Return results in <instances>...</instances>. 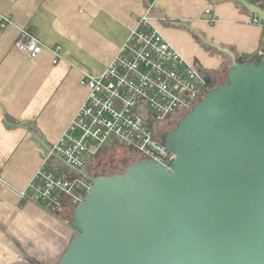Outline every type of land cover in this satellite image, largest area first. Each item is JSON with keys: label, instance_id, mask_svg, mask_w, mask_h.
<instances>
[{"label": "water", "instance_id": "1", "mask_svg": "<svg viewBox=\"0 0 264 264\" xmlns=\"http://www.w3.org/2000/svg\"><path fill=\"white\" fill-rule=\"evenodd\" d=\"M244 5L264 20V0ZM195 33L226 62L200 70L206 86L220 72L224 82L164 134L171 170L152 160L116 175L78 170L93 186L59 264H264V58L242 62Z\"/></svg>", "mask_w": 264, "mask_h": 264}, {"label": "crops", "instance_id": "2", "mask_svg": "<svg viewBox=\"0 0 264 264\" xmlns=\"http://www.w3.org/2000/svg\"><path fill=\"white\" fill-rule=\"evenodd\" d=\"M245 1L0 0V264H59L75 235L64 218L18 194L30 193L41 169L71 176L61 160L45 165L34 135L48 146L65 132L77 135L68 128L88 95L83 73L101 75L150 8L152 26L179 55L214 74L226 62L186 26L238 56L255 54L264 49V30L252 22L259 15ZM3 16L11 20L5 28ZM22 30L43 44L36 58L15 48ZM215 76L225 79L222 72Z\"/></svg>", "mask_w": 264, "mask_h": 264}, {"label": "built area", "instance_id": "3", "mask_svg": "<svg viewBox=\"0 0 264 264\" xmlns=\"http://www.w3.org/2000/svg\"><path fill=\"white\" fill-rule=\"evenodd\" d=\"M149 8L137 21L126 43L98 76L83 73L81 84L88 95L69 125L79 137L65 132L50 146L45 165L61 160L68 167L83 170L89 161L111 146L127 150L134 162L152 160L171 170L175 155L163 144L164 134L203 99L204 76L187 63L152 26ZM1 17V28L10 24ZM252 22L264 30V20ZM15 48L32 58L43 52V44L29 30H22ZM54 64L60 59L53 50ZM264 58V49L254 54ZM133 162V163H134ZM132 163V164H133ZM93 183L86 177L63 176L41 169L32 178L29 190L20 192L23 201L34 198L41 207L56 215L72 214L85 201Z\"/></svg>", "mask_w": 264, "mask_h": 264}, {"label": "rangeland", "instance_id": "4", "mask_svg": "<svg viewBox=\"0 0 264 264\" xmlns=\"http://www.w3.org/2000/svg\"><path fill=\"white\" fill-rule=\"evenodd\" d=\"M171 126H176L175 122H173ZM79 136L80 133L77 132L75 137L77 138ZM133 162L134 159L127 150L119 146H111L110 148H107L99 153V158H95L94 164L92 161H89L83 168V173H87L89 177L95 176L97 172L106 173V175L123 173L127 169L128 165L132 164ZM61 166L65 167V169L71 173L70 177H78L81 175L76 169L66 166L63 162L61 163ZM59 217L64 218V220L68 222L69 220L71 221V215L68 212H62V215Z\"/></svg>", "mask_w": 264, "mask_h": 264}, {"label": "trees", "instance_id": "5", "mask_svg": "<svg viewBox=\"0 0 264 264\" xmlns=\"http://www.w3.org/2000/svg\"><path fill=\"white\" fill-rule=\"evenodd\" d=\"M192 34H193V36L198 40L199 38H198V35L196 34V33H194V32H192ZM254 54H251V55H247V56H243L242 58H243V61L242 62H246V61H248L249 59H251V58H254ZM99 158V155L96 157V159H98ZM53 161V160H52ZM131 165V164H130ZM129 166V165H128ZM79 172V171H78ZM118 174H120V173H118ZM111 175H116V174H111ZM62 212H64V211H62ZM62 212H59V213H57L56 215L57 216H61L62 215ZM71 215V214H70ZM66 216H68V215H66ZM72 216V215H71ZM71 218V217H70ZM67 220H69V219H67ZM69 223H70V220H69Z\"/></svg>", "mask_w": 264, "mask_h": 264}, {"label": "flooded vegetation", "instance_id": "6", "mask_svg": "<svg viewBox=\"0 0 264 264\" xmlns=\"http://www.w3.org/2000/svg\"><path fill=\"white\" fill-rule=\"evenodd\" d=\"M222 82H224V79H222V80H214L213 83H211L210 86H206V87H205V90H204V91H206V90L209 89V88L215 87V86L221 84ZM97 174H101V175H102V174H106V173H98V172H97Z\"/></svg>", "mask_w": 264, "mask_h": 264}]
</instances>
